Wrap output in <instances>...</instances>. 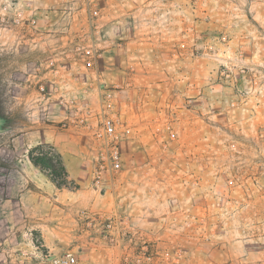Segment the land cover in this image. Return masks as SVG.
<instances>
[{
    "label": "rangeland",
    "instance_id": "obj_1",
    "mask_svg": "<svg viewBox=\"0 0 264 264\" xmlns=\"http://www.w3.org/2000/svg\"><path fill=\"white\" fill-rule=\"evenodd\" d=\"M0 121V264H264V0H0Z\"/></svg>",
    "mask_w": 264,
    "mask_h": 264
},
{
    "label": "built area",
    "instance_id": "obj_2",
    "mask_svg": "<svg viewBox=\"0 0 264 264\" xmlns=\"http://www.w3.org/2000/svg\"><path fill=\"white\" fill-rule=\"evenodd\" d=\"M104 142V152L101 156L100 167L106 170H118L120 168V150H119V133L117 127L111 120H105L101 126V131L98 134ZM145 255V254H143ZM147 259L151 257L145 255ZM51 264H81L78 258L71 252L63 255L52 257ZM147 264H163L162 261L154 260Z\"/></svg>",
    "mask_w": 264,
    "mask_h": 264
},
{
    "label": "trees",
    "instance_id": "obj_3",
    "mask_svg": "<svg viewBox=\"0 0 264 264\" xmlns=\"http://www.w3.org/2000/svg\"><path fill=\"white\" fill-rule=\"evenodd\" d=\"M29 159L32 161V163L36 166H40L42 169H48V170H52L53 168H55V164L54 161L48 157V156H43L40 158H36L32 155V153H29ZM64 168V167H63ZM50 179L51 181L56 184L58 187H63V186H67L69 181L67 179V174H65L64 177H62L61 181H58L53 173H50Z\"/></svg>",
    "mask_w": 264,
    "mask_h": 264
},
{
    "label": "water",
    "instance_id": "obj_4",
    "mask_svg": "<svg viewBox=\"0 0 264 264\" xmlns=\"http://www.w3.org/2000/svg\"><path fill=\"white\" fill-rule=\"evenodd\" d=\"M0 123H1V121H0Z\"/></svg>",
    "mask_w": 264,
    "mask_h": 264
}]
</instances>
